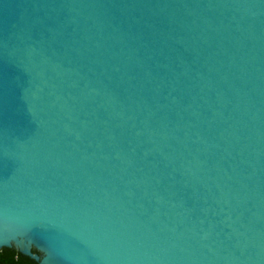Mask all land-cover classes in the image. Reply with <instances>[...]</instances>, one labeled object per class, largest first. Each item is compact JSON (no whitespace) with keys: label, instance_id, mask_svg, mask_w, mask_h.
Masks as SVG:
<instances>
[{"label":"water","instance_id":"obj_1","mask_svg":"<svg viewBox=\"0 0 264 264\" xmlns=\"http://www.w3.org/2000/svg\"><path fill=\"white\" fill-rule=\"evenodd\" d=\"M0 237L264 264V0H0Z\"/></svg>","mask_w":264,"mask_h":264},{"label":"snow or ice","instance_id":"obj_2","mask_svg":"<svg viewBox=\"0 0 264 264\" xmlns=\"http://www.w3.org/2000/svg\"><path fill=\"white\" fill-rule=\"evenodd\" d=\"M15 239V237L13 238ZM8 244V240H5L3 237H0V255H2L4 251V246ZM16 255H21L22 253L16 252L15 249L11 250ZM37 250L33 249V252L36 253ZM38 254V253H37ZM5 264H40V262L33 261L30 257H25L20 260H9L6 261Z\"/></svg>","mask_w":264,"mask_h":264},{"label":"trees","instance_id":"obj_3","mask_svg":"<svg viewBox=\"0 0 264 264\" xmlns=\"http://www.w3.org/2000/svg\"><path fill=\"white\" fill-rule=\"evenodd\" d=\"M12 249H15V248H12V247H4V251H3L2 255H0V264H5V262L6 261H9V260H20L22 258L28 257V256H26L24 254H22V256L21 255H16V254H14L11 251ZM16 252H19V251L16 250ZM33 261H35V260H33Z\"/></svg>","mask_w":264,"mask_h":264}]
</instances>
